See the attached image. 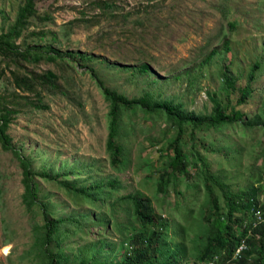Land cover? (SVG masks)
<instances>
[{"label":"rangeland","instance_id":"obj_1","mask_svg":"<svg viewBox=\"0 0 264 264\" xmlns=\"http://www.w3.org/2000/svg\"><path fill=\"white\" fill-rule=\"evenodd\" d=\"M22 1L0 0V34L12 25ZM105 4L113 7L107 8ZM36 9L39 18L31 19L17 44L22 48L41 45L62 52L70 50L89 58L84 60L83 67L76 64V69L45 59L37 64L25 63L28 70L41 73L51 69L62 76L59 79L62 92L44 90V107H20L7 129L11 143L36 171H46L52 177L68 173L72 180L71 168H75L77 179L83 182L89 176L95 180L117 178L121 189L113 192L116 196L136 190L148 195L155 213L169 222V245L171 241H178L181 234L178 232L170 239L171 226L180 230L183 225L186 230L185 246L190 251L176 264H193L194 247L201 243L200 239L194 240L207 231L206 222L199 215L209 201L203 191L195 194L193 188L185 192L187 179L180 185L168 186L166 198L158 191L163 181L157 168L164 160L159 149H164L167 141L174 138L176 130L163 136L168 125L159 121L144 132L138 128L147 125L137 121L130 145L132 162L125 168L112 167L106 149L108 104L99 83L129 99L152 92L184 102L188 111L210 113L212 103L207 93H216L221 98L225 95L220 76L222 65H229L232 76L238 77L236 90L231 95L235 103L241 96L238 89L247 85L251 66L258 62L251 81L252 99L241 108L253 117L264 98V0H42L37 2ZM43 15H49L50 20L40 19ZM230 22H234L233 26ZM225 41H228V50L224 49ZM213 48L219 53L209 62H203ZM142 61L150 64V73L139 75L128 66ZM1 68L0 94L9 97L18 93L34 98L16 90L10 83V69L3 63ZM90 68L95 77L91 76ZM178 74H182L180 78L176 77ZM193 78L191 89L189 80ZM149 135L161 142L150 145L145 139ZM194 143L211 170L220 173L234 190L253 181L258 185L260 173L261 183L264 182V140L259 130L247 131L238 125L220 132L201 128L196 131ZM191 156L195 158V154ZM141 161L147 163L139 167L137 163ZM195 161L192 173L200 164ZM87 164H93L92 172ZM22 177L14 153L0 145V264H44L32 226L43 223V214L37 206L32 214L23 204ZM35 180L39 201L57 216L78 212L93 215L102 210L109 213L106 205L102 209L85 203L76 206L57 183L40 177ZM260 200L264 202V191L260 193ZM97 228L92 226L87 235L62 240L61 245L70 254L71 261L79 252H89L88 243L99 240ZM121 234L127 235V231L119 233L108 223L100 258H120L118 248L126 239ZM249 257L251 260L255 255Z\"/></svg>","mask_w":264,"mask_h":264},{"label":"trees","instance_id":"obj_2","mask_svg":"<svg viewBox=\"0 0 264 264\" xmlns=\"http://www.w3.org/2000/svg\"><path fill=\"white\" fill-rule=\"evenodd\" d=\"M42 0H23L18 6L15 20L6 32L0 34V70L1 64L10 69V83L16 90L33 95L29 96L12 93L9 97L0 94V145L5 150H11L19 161L22 169L23 195L22 202L34 214L35 206L41 208L43 223H34L35 244L41 246L44 264H176L181 257L186 256L190 248L186 245V239L180 238L167 242V228L169 222L157 215L148 195L139 190L129 192L125 195L116 196L113 192L121 189L120 181L112 176L79 181L78 170L71 168L74 179L70 180L68 173L63 176L52 177L46 171H36L32 168L29 159L11 143L7 132L12 115L19 112L22 106L32 108L44 107L42 103V92L61 91L60 75L51 69L38 73L28 70L25 63L37 64L42 59L51 62H59L65 68L76 69V66H85L84 60L89 58L81 53L70 50L64 52L49 47L29 45L23 48L17 41L28 30L31 19L39 18L36 4ZM112 8L111 4H105ZM43 20H50L49 15H43ZM233 26L234 22H230ZM40 37L44 33H39ZM36 35V34H35ZM228 41H225V48L228 50ZM219 52L213 48L202 60L209 62ZM77 64V65H76ZM136 73L148 74L151 66L148 62L142 61L137 65H128ZM127 67V66H126ZM258 62L253 63L249 73L247 85L238 89L241 96L233 102L231 95L236 90L238 77L232 76L229 65L223 64L220 69L224 97L216 93H207L208 100L212 103L210 113H196L188 111L184 102H177L175 98H163L154 95L152 92H145L137 98H127L115 90L104 87L99 83L102 96L108 104L107 112V139L106 149L109 154V162L114 168H125L132 162L130 145L136 134L135 125L137 121L144 122L145 127L140 131L148 132L152 126L159 122H165L168 127L162 134L165 136L169 131L175 129V136L169 139L164 147L160 148V158L163 161L159 166L160 176L163 184H159V193L165 196V189L168 186H175L187 179L185 192L195 189L203 191L208 199L199 217L206 222V232H202L194 240L199 239L201 243L194 247L195 261H208L214 256L218 264H264V202L260 200V193L264 191V182L261 183L262 175L258 177V185L249 182L248 185L234 190L230 184L225 183L223 176L211 170L210 164L204 156L196 149V131L201 128L212 129L220 132L234 125L240 126L243 130H259L264 140V98L258 113L251 117L248 112L242 111V106L252 99L254 90L251 88V81L254 79L255 71L258 69ZM93 77L96 74L90 68ZM182 74L176 75L180 78ZM194 78L189 80V88L192 89ZM62 92V91H61ZM20 100H24L21 102ZM136 120V121H135ZM150 145H156L161 141L149 135L145 137ZM192 153L195 158H192ZM196 172L192 173V165ZM147 161L137 163L139 167ZM89 172L93 170V164H87ZM82 171V170H81ZM80 171V172H81ZM40 177L46 182H55L63 189L65 195L72 199L75 205L85 203L89 207L102 209L108 207V214L105 211H98L95 214L78 212L70 216H57L56 212L39 201L38 185L35 178ZM264 178V177H263ZM191 179V180H189ZM180 185V184H179ZM114 197V199H113ZM166 198V196H165ZM196 199V198H195ZM259 211L262 219H258ZM121 213V214H120ZM204 214V216H203ZM132 215V216H131ZM132 217V218H131ZM114 230L126 232L121 234L125 241L119 246L120 258L108 260L100 258L103 254L102 245L105 243L104 229L108 223ZM92 226H98L96 232L97 242H91L89 252H79L74 255L72 261L70 254L65 252L61 245L62 240L75 235L89 234ZM165 229V231H163ZM184 226L181 225V231ZM173 240L179 231L171 226ZM244 243L245 249L233 255L238 247ZM57 247V249H55ZM187 247V248H186ZM71 251V249H70ZM254 256L250 259L249 256Z\"/></svg>","mask_w":264,"mask_h":264},{"label":"clouds","instance_id":"obj_3","mask_svg":"<svg viewBox=\"0 0 264 264\" xmlns=\"http://www.w3.org/2000/svg\"><path fill=\"white\" fill-rule=\"evenodd\" d=\"M178 231L181 233V234L179 235V239H180V238H183V237H184V239H185L186 230L181 231V225H180V230H178ZM244 249H245V245H244V243H243L240 247H238V248L236 249V251H235L233 257L235 258V257L238 255V253H241V251L244 250ZM193 264H218V263H217V261L214 260V257H213L212 259L208 260L207 262H206V261H198V262L193 263Z\"/></svg>","mask_w":264,"mask_h":264},{"label":"built area","instance_id":"obj_4","mask_svg":"<svg viewBox=\"0 0 264 264\" xmlns=\"http://www.w3.org/2000/svg\"><path fill=\"white\" fill-rule=\"evenodd\" d=\"M258 219H262L260 211H259V214H258Z\"/></svg>","mask_w":264,"mask_h":264}]
</instances>
